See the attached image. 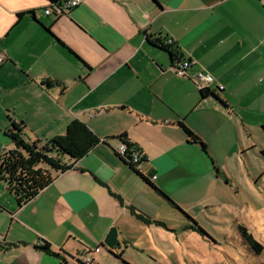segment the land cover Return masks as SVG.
<instances>
[{"label":"crops","instance_id":"1","mask_svg":"<svg viewBox=\"0 0 264 264\" xmlns=\"http://www.w3.org/2000/svg\"><path fill=\"white\" fill-rule=\"evenodd\" d=\"M56 1L0 0V158L13 123L43 145L80 121L99 143L21 206L0 179V264H75L98 247L101 264L113 227L119 254L146 233L139 221H176L171 209L210 199L219 163L264 125V0H80L46 14ZM171 44L194 62L190 77L177 75ZM201 71L226 106L202 96ZM123 142L166 196L118 158Z\"/></svg>","mask_w":264,"mask_h":264},{"label":"rangeland","instance_id":"2","mask_svg":"<svg viewBox=\"0 0 264 264\" xmlns=\"http://www.w3.org/2000/svg\"><path fill=\"white\" fill-rule=\"evenodd\" d=\"M247 134L248 149L219 163L225 173L210 199L201 193L187 215L171 209L176 221L170 213L168 221H139L146 233L119 254L105 245L101 264H264V251L251 250L238 231L243 225L264 246V125Z\"/></svg>","mask_w":264,"mask_h":264},{"label":"trees","instance_id":"3","mask_svg":"<svg viewBox=\"0 0 264 264\" xmlns=\"http://www.w3.org/2000/svg\"><path fill=\"white\" fill-rule=\"evenodd\" d=\"M165 49L173 56V60L179 57L177 50L172 44ZM219 90L216 89L218 92ZM216 91L206 87L201 90V94L204 98L215 97L226 106L227 104ZM184 129L193 141L200 142L203 148L206 147L186 126H184ZM7 137L11 146L4 150V154L0 158V179L14 193L20 206L31 200L40 190L52 182L54 173H59L71 167L65 162L66 157L72 160L81 158L99 143V137L86 124L80 121L74 122L68 128L63 141L52 139L46 141L43 145H41L39 140L28 141L23 137V126L16 123H13L7 130ZM129 147L132 146L129 145ZM115 153L132 171L166 196L142 173L146 159L142 162L141 168L138 169L137 165L130 162L127 156L119 154L116 150ZM41 166H45L47 174L49 173L50 175L45 174ZM192 221L194 220L192 219ZM193 227L201 231L196 221H194ZM238 231L244 237L251 250L257 254L263 253V244L252 233L248 232L246 227L239 225ZM41 248L48 253L63 258L61 253L52 251L48 243L42 244ZM63 260L65 261V258ZM75 262V264H86L80 257H76Z\"/></svg>","mask_w":264,"mask_h":264},{"label":"built area","instance_id":"4","mask_svg":"<svg viewBox=\"0 0 264 264\" xmlns=\"http://www.w3.org/2000/svg\"><path fill=\"white\" fill-rule=\"evenodd\" d=\"M80 0H61L52 3L46 10V14H51L53 12L57 14H64L67 10L79 5ZM5 61V56L0 51V65ZM175 71L180 77H190L189 71L193 66L194 62L191 59H183L180 56L176 58L173 62ZM197 77L202 82V89L210 87L214 83L215 79L211 74H207L203 71L199 72ZM119 154L127 156L129 161L137 165V168H141L142 162L146 159L144 154L136 147H129L127 143L119 144L115 149ZM101 247H98L94 251L86 250L84 252V258L86 264H95L96 254L99 253Z\"/></svg>","mask_w":264,"mask_h":264},{"label":"water","instance_id":"5","mask_svg":"<svg viewBox=\"0 0 264 264\" xmlns=\"http://www.w3.org/2000/svg\"><path fill=\"white\" fill-rule=\"evenodd\" d=\"M118 235H119V232H118V228L117 227H113L105 241H104V245H106L107 247L109 248H115V247H118L120 245V241H119V238H118Z\"/></svg>","mask_w":264,"mask_h":264}]
</instances>
